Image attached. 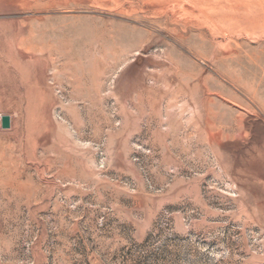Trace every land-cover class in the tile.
<instances>
[{
    "label": "rangeland",
    "instance_id": "obj_1",
    "mask_svg": "<svg viewBox=\"0 0 264 264\" xmlns=\"http://www.w3.org/2000/svg\"><path fill=\"white\" fill-rule=\"evenodd\" d=\"M0 264H264V0H0Z\"/></svg>",
    "mask_w": 264,
    "mask_h": 264
},
{
    "label": "water",
    "instance_id": "obj_2",
    "mask_svg": "<svg viewBox=\"0 0 264 264\" xmlns=\"http://www.w3.org/2000/svg\"><path fill=\"white\" fill-rule=\"evenodd\" d=\"M2 123L4 130H8L11 128V118L9 116H3Z\"/></svg>",
    "mask_w": 264,
    "mask_h": 264
},
{
    "label": "built area",
    "instance_id": "obj_3",
    "mask_svg": "<svg viewBox=\"0 0 264 264\" xmlns=\"http://www.w3.org/2000/svg\"><path fill=\"white\" fill-rule=\"evenodd\" d=\"M2 119H3V115L0 114V133L4 130V129H3Z\"/></svg>",
    "mask_w": 264,
    "mask_h": 264
}]
</instances>
